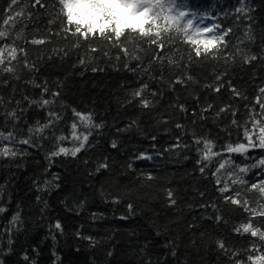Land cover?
<instances>
[{"label": "trees", "instance_id": "1", "mask_svg": "<svg viewBox=\"0 0 264 264\" xmlns=\"http://www.w3.org/2000/svg\"><path fill=\"white\" fill-rule=\"evenodd\" d=\"M176 2L227 33L214 55L197 57L175 33L163 47L139 33L79 38L65 31L59 0H0V48L17 49L0 65V132L14 138L0 147L18 153L0 156L2 264H250L249 255L264 253V241L234 230L251 221L264 231V217L227 199L264 208L251 188L264 182V167H251L264 149L226 151L264 127V0ZM145 85L147 108L132 95ZM73 109L101 127L85 128ZM73 123L88 134L85 147L52 156L79 146ZM205 141L219 153L208 161Z\"/></svg>", "mask_w": 264, "mask_h": 264}, {"label": "snow or ice", "instance_id": "2", "mask_svg": "<svg viewBox=\"0 0 264 264\" xmlns=\"http://www.w3.org/2000/svg\"><path fill=\"white\" fill-rule=\"evenodd\" d=\"M17 0H13L15 4ZM36 5H41V0H35ZM59 5L61 6V13L66 17V23L69 27L65 28V31L71 32V35L77 36L79 38L88 39L90 36H96L97 34L104 39L111 40L115 37L116 41L126 33H139L140 38H149L151 44H158L160 47H163L165 44V34H167L166 39H174L172 33L176 34V37L182 35L186 42L191 43L195 46V54L197 57L201 56V53L209 54L213 52L214 49L218 48L224 41V35H219L218 30L220 29L219 25H212L211 27H199L194 25L192 19L185 20L187 13L180 9L177 5L176 0H59ZM42 6V5H41ZM20 15V13H17ZM162 22V23H161ZM4 23L7 25L10 23V20H5ZM74 26V31L72 28ZM211 34V35H205ZM7 32L0 31V38H6ZM34 45H39L44 43L42 40L33 39L31 41ZM202 46V47H201ZM127 54V49H122ZM5 51H7V56L11 60L16 59L17 49L14 47L0 48V65L5 62ZM21 51H23L21 49ZM93 52L96 51L95 48L92 49ZM256 59L255 56L245 57L244 62L249 63L251 60ZM171 62V61H170ZM81 63H84L81 60ZM96 69H93L95 71ZM5 72H12L11 67L4 68ZM219 79V77H217ZM182 80H177L176 83H182ZM146 85L133 92L134 98H141L140 103L143 107L147 108L149 106V101L142 97ZM47 90V89H45ZM219 91V88H217ZM235 92V90H233ZM261 92L264 93V89H261ZM237 95L239 93H236ZM55 95V94H53ZM35 103V102H33ZM48 100H44L43 104L47 105ZM261 108L264 109V105H261ZM223 111V109H222ZM73 114L79 118V121L83 124L85 128L96 127L99 128L101 125L92 124L91 114H83L81 112L73 109ZM14 115V114H10ZM54 115V114H53ZM48 125H42L36 131H43L44 128ZM72 127V138L73 140L79 141V146L73 147L71 149L66 147H59L57 151L51 153L52 156H69L76 157L77 153L85 147L86 142L88 141V134H77V124L73 123ZM31 131V129H30ZM82 136V138H81ZM245 138L247 139V144L237 143L235 145L229 144L226 146V151L228 153H238L246 154L249 149L260 148L264 149V127L259 128V136L254 140L253 136L249 134L248 131H245ZM13 134L9 132L5 135L3 132H0V141H12ZM63 141L65 137L61 136L58 138ZM21 144H29L30 141L25 139L19 141ZM197 144L200 141H196ZM112 147H116L115 142H113ZM212 144L210 141L204 142L205 152L201 157L202 160L208 161L211 160L213 156H218L219 153L212 151ZM17 151L8 145L0 147V156L2 157H16ZM143 158V154L141 156ZM150 158V157H148ZM228 163V161H225ZM225 163H221L217 172L220 169L225 167ZM107 165L101 164L100 167H106ZM251 167H264V158L259 159L256 164L251 165ZM203 167L201 171H203ZM249 169L246 167L239 168V172L245 173ZM237 181L243 183L242 179L237 177L233 180V183ZM219 182V181H218ZM251 188L258 190L261 194H264V182H261L259 185L252 184ZM221 192L228 191L227 186L220 189ZM168 197L171 204H175L176 201L173 199V193L168 192ZM233 205H239L245 207L246 211H251L252 216L264 217V208L262 209H251L247 207L248 202L244 201L241 204L239 199L228 197ZM131 205L129 208L131 209ZM4 208H0V213L4 212ZM217 220H220L221 217L217 216ZM19 221V213L12 217V224H15ZM55 227L57 229L61 228L59 222L56 223ZM235 232L240 234H250L252 237H258L261 241H264V231H261L259 228L253 226V222L249 221L246 223H241L236 227ZM11 243V241H9ZM217 246L220 249H224L225 245L222 241L217 242ZM255 250V246L253 247ZM175 255V253H173ZM235 255V253H233ZM25 260L28 259L27 256L24 257ZM248 261L250 264H264V253L259 255H249ZM2 264V262H0Z\"/></svg>", "mask_w": 264, "mask_h": 264}, {"label": "rangeland", "instance_id": "3", "mask_svg": "<svg viewBox=\"0 0 264 264\" xmlns=\"http://www.w3.org/2000/svg\"><path fill=\"white\" fill-rule=\"evenodd\" d=\"M177 5L180 7L181 10L187 13V16L184 19L185 20L192 19L194 25L203 28V27H211L212 25L215 24L210 17L196 13L195 11L191 10L188 5L181 6L179 3H177ZM205 35H211V34H205ZM256 133H259V129L256 130Z\"/></svg>", "mask_w": 264, "mask_h": 264}]
</instances>
